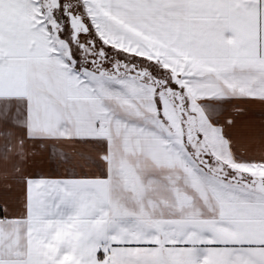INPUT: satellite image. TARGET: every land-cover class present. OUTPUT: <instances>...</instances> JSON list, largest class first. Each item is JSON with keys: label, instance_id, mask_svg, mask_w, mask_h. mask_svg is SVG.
Segmentation results:
<instances>
[{"label": "snow or ice", "instance_id": "1", "mask_svg": "<svg viewBox=\"0 0 264 264\" xmlns=\"http://www.w3.org/2000/svg\"><path fill=\"white\" fill-rule=\"evenodd\" d=\"M0 264H264V0H0Z\"/></svg>", "mask_w": 264, "mask_h": 264}]
</instances>
